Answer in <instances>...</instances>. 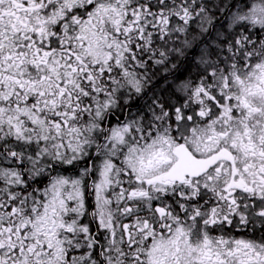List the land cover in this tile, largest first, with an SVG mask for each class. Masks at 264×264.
Instances as JSON below:
<instances>
[{
  "label": "snow or ice",
  "instance_id": "obj_1",
  "mask_svg": "<svg viewBox=\"0 0 264 264\" xmlns=\"http://www.w3.org/2000/svg\"><path fill=\"white\" fill-rule=\"evenodd\" d=\"M0 264H264V0H0Z\"/></svg>",
  "mask_w": 264,
  "mask_h": 264
}]
</instances>
